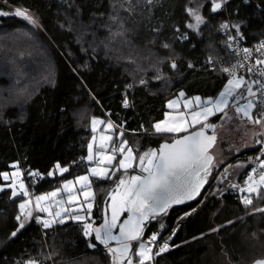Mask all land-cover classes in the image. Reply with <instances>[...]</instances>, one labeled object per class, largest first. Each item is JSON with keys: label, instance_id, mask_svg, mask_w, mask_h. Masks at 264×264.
<instances>
[{"label": "trees", "instance_id": "obj_1", "mask_svg": "<svg viewBox=\"0 0 264 264\" xmlns=\"http://www.w3.org/2000/svg\"><path fill=\"white\" fill-rule=\"evenodd\" d=\"M186 2L161 0L159 6H148L146 0H131V4L128 0H0V11L9 13L0 16V171H12L10 165L20 161L23 179L32 185L33 197L62 186L58 173L55 177L47 176L57 162L70 168L64 174L67 179L86 174L90 166L87 161L81 162L80 157L87 156V144L93 135L90 120L93 116L104 119L105 112L111 113V119L123 128L140 133L128 134L126 138L140 139L141 152L158 148L164 140L151 134V125L164 118L169 100L183 89L196 93L201 74L209 76L208 90L226 81V75L222 74V79L219 70L212 72L205 67L212 51L210 43L219 56H228L220 43L224 37L214 27L204 29L202 36L189 32L188 41H174L173 26L184 31ZM16 7L30 9L38 16L40 26L33 27L16 16ZM130 7L131 14L126 10ZM261 9L264 0H249L247 4L244 0H231L227 10L216 19L245 21L250 43L258 44L262 38L257 40L253 35L264 37ZM114 12L124 24V36L113 35L121 30L119 22L110 20ZM156 28H160L159 35L153 31ZM164 42L171 43L178 66L173 71L167 61L160 65L167 81L156 80L155 69L150 67L157 57L169 55L162 47ZM189 62L194 68L188 67ZM138 66L146 69V74L137 71ZM142 76L147 79V86H139ZM81 81L87 88L80 86ZM133 83L137 86L128 90V96L134 107L125 109V86ZM145 129L150 134L146 135ZM74 160L77 164H73ZM28 169L39 170L43 178H29ZM214 182L210 181L211 191L215 189ZM114 186L112 181L95 182L93 219L97 225L103 222L106 196L102 190L110 192ZM207 191L206 188L204 194ZM237 194H228L224 201L209 196L203 206L194 202L171 208L161 221L166 227L162 236L175 223L178 231L170 242L171 250L158 258L159 264H203L214 254L227 258L231 264H252L260 259L264 221H260L259 214L246 215ZM10 197L11 190L0 192V264H25L29 259L39 264H110L104 246L93 241L97 247L89 248L80 226L72 221L43 229L35 215L11 237L18 227L15 217L21 200ZM254 203L264 207V200ZM192 208H197V212L181 220L182 214ZM230 219L236 221L235 225L227 224ZM221 224L225 227L219 233L210 232L211 227ZM158 230L159 223L152 221L148 235ZM253 232L258 238L252 236ZM250 243H254L251 248Z\"/></svg>", "mask_w": 264, "mask_h": 264}, {"label": "snow or ice", "instance_id": "obj_2", "mask_svg": "<svg viewBox=\"0 0 264 264\" xmlns=\"http://www.w3.org/2000/svg\"><path fill=\"white\" fill-rule=\"evenodd\" d=\"M128 2L131 4V0ZM160 2L161 0H146L148 6H159ZM248 2L249 0H244L245 4ZM230 3L231 0H187L183 7L186 21L184 31L173 26L174 41H188L189 32L202 36L203 30L210 26L224 37L220 43L228 54L227 59L219 56L215 45L210 43L212 51L206 60L207 66H211L213 70L218 68L221 74L226 75V83L219 95L206 100L200 96L188 99L181 91L177 99L167 103V107L175 110V114L165 112L164 119L151 125V134L158 135L164 142L158 148H149L143 152L130 144L126 138V130L122 124L111 119V113L105 119L93 116L90 120L93 135L87 144V156L80 157L81 162L87 161L92 166L86 169V174H77L74 179H67L64 174L69 173L70 168L57 162L47 172L48 177H55L59 173L63 180L62 186L55 191L33 197L30 191L32 185H27L23 179L25 173L21 171L20 161L10 165L12 171H0V192L8 188L11 190L10 199L21 200L18 205L19 213L15 217L18 227L10 234L11 237H15L25 227L33 218L34 212H46L48 219L35 217L43 229H49L53 224L75 222L80 226L82 235L88 239L89 248L97 247L93 241L104 246L110 257V264H155L156 257L169 251L172 246L170 241L178 231V228L172 229L171 235L164 238L162 232L165 226L161 222L163 217L174 205L196 201L197 205L203 206L209 196L222 195L225 190L223 188L216 187L215 191H211V180H216L217 185L227 182L228 188L241 193L239 200L245 214L252 217L259 214L260 221H264V207H256L254 203L256 200H264V39L253 47L241 46L247 39L243 31L246 22L233 21L231 18L216 19L222 16ZM68 6L72 7V4L69 3ZM113 8L115 10V5ZM126 10L130 14L133 11L131 7ZM261 12L264 13V9ZM8 14L0 11V16ZM14 14L33 27L40 26L38 16L28 8L16 7ZM236 14L239 15V9ZM110 20L113 23L119 22L121 29L113 35L124 36V24L119 14L114 12ZM108 27L111 32V26ZM71 30L69 26V31ZM153 31L160 34V28ZM162 47L169 51V55L163 59L157 57L150 67L155 69L156 80L167 81L160 65L167 61L173 71L178 66L171 43L164 42ZM232 60L235 62L232 63ZM251 60L255 62L248 63ZM131 62L135 63V60ZM188 67L194 68V65L189 62ZM137 71L147 72L139 66ZM138 84L147 86L148 81L142 76ZM80 86L87 88L83 81ZM136 86V83L125 86L123 108L134 107L128 90ZM88 92L98 104L91 89ZM180 98H184L182 106ZM213 117L220 123L212 122ZM20 119H24L23 114ZM101 125L104 126L102 129ZM140 127L143 128V125ZM117 134L118 139L115 138ZM145 134H150L147 129ZM237 136L242 142L239 147L232 142V138ZM225 137L229 138V154L240 151L241 147L260 145L259 155L248 158V164L253 166L251 171H245L242 184L228 180L230 176L238 174L240 169H246L247 165L243 162H226L227 158L220 148ZM73 164H77V161L74 160ZM221 167L223 171L214 175ZM134 172L136 174H132ZM27 176L36 181L43 178L39 170L32 169L27 170ZM96 181H112L115 185L110 192L102 190L110 198V203L108 199L104 200L103 222L99 225L93 219L96 200L93 185ZM206 186L208 191L204 194ZM62 192L67 193V199L56 200L59 210L53 211L51 201ZM195 212L197 208H192L180 219ZM237 219L243 220V217ZM152 221L159 223V230L148 235ZM235 223L231 219L227 221L228 225ZM223 227V224L211 227L210 232L219 233ZM252 236L258 238L255 232ZM221 250L223 251V245ZM25 264L39 262L29 259ZM253 264H264V258L256 259Z\"/></svg>", "mask_w": 264, "mask_h": 264}, {"label": "crops", "instance_id": "obj_3", "mask_svg": "<svg viewBox=\"0 0 264 264\" xmlns=\"http://www.w3.org/2000/svg\"><path fill=\"white\" fill-rule=\"evenodd\" d=\"M225 12V11H224ZM245 29V30H244ZM243 29V31L245 32V36L247 37V39H249V41L248 42H246L247 40H245L244 42H246V46H249V47H252V46H254V45H256L257 43H254V42H251L250 43V32H248V29H247V26H246V28H244ZM253 37L254 38H256L257 40H259V39H263L264 37L262 36V37H260V35L259 34H256V35H253ZM208 74H201V76L199 77V81H198V84H199V86H198V90H196L197 92L196 93H191V92H189V91H187L186 89H183V90H181V91H183L184 93H185V97L186 98H188V99H191V98H193V97H195V96H200L202 99H207L208 97H213V98H215V97H217L218 95H219V92L220 91H222L223 90V87H224V84L226 83V81L225 82H222L221 83V85H218V84H215L214 85V88H213V90H208L207 89V87H208V84H209V81H208ZM220 77L223 79V77H222V74L220 75ZM194 79V78H193ZM181 91H179L171 100H174V99H177L178 97H179V93L181 92ZM210 93H212V94H210ZM183 99L184 98H180V104H181V106H182V104H183ZM165 112H170V113H172V114H175V110H173V109H169L168 107H167V104H166V110H165ZM219 115V114H218ZM164 119V118H163ZM212 119V122H215V123H217V124H219L220 123V121L218 120V119H216L215 117H213V118H211ZM138 135H140V134H138ZM138 135H136V136H138ZM155 135V134H154ZM155 136H158V135H155ZM228 137H225V142L223 143V144H221L220 145V148L224 151V155H225V157L227 158V160H226V162L227 163H231V159H233L234 157H236V156H239V155H241V154H243V153H245V152H250V153H252V152H255L256 150H258V148H259V145H255V144H253V146H251V147H247V148H243V147H241L240 148V151H238V152H236V151H233L231 154H229V152H228V148H229V143L227 142L228 141ZM232 142L237 146V147H239L240 145H241V140L239 139V136H237V137H235V138H232ZM249 143H252L251 141H249ZM88 163V162H87ZM232 164V163H231ZM246 165H247V167H246V169H240L239 171H238V174H236L235 176H230L229 178H228V180H230V181H232V182H235V183H238V184H242L243 183V179H242V177H244V174H245V171H251V167L253 166V165H251V164H248V163H245ZM22 171V170H21ZM221 171H223V167H221L220 169H218V172H217V175H218V173L219 172H221ZM136 174V173H135ZM224 187L225 188H223V189H225L224 190V192H223V194L222 195H217V196H215V198L216 199H218V200H221V201H224V198L228 195V194H230V193H232V190L233 189H231V188H228L227 187V182H225V184H224ZM4 190H10V189H8V188H5ZM94 208H95V206H94ZM94 208H93V210H94ZM33 216H35L34 214H33ZM41 219H42V217L41 216H39ZM33 219V218H32ZM31 219V220H32ZM30 220V221H31ZM29 221V222H30ZM28 222V223H29ZM28 223H26V225L28 224ZM56 225V224H55ZM54 226V225H53Z\"/></svg>", "mask_w": 264, "mask_h": 264}, {"label": "rangeland", "instance_id": "obj_4", "mask_svg": "<svg viewBox=\"0 0 264 264\" xmlns=\"http://www.w3.org/2000/svg\"><path fill=\"white\" fill-rule=\"evenodd\" d=\"M105 119V118H104ZM104 126L103 125H101L100 126V128L102 129ZM97 135V137L99 136V132L96 134ZM126 135H128V134H126ZM116 139H118V134H117V136L115 137ZM129 142H130V144H132L134 147H137V148H140V146H141V140L140 139H136V140H134V141H130L129 140ZM260 146V145H259ZM246 153H248V152H245V153H243V154H241V155H239V156H236V157H234L233 159H231L230 161H231V163L232 164H236V163H238V162H243V163H248V161H245V160H240V158L241 157H243ZM250 153V152H249ZM89 166H92V165H89ZM218 172V171H217ZM59 174V173H58ZM214 186H215V189H214V191L216 190V187H220V188H225L224 187V184H220V185H217V182H216V180H215V182H214ZM93 188H94V190H95V183H94V185H93ZM239 193L238 191H234V190H232V193ZM239 197H240V195H241V193H239V194H237ZM60 199H63V200H65L66 201V199H67V193H64V192H62L55 200H53V201H51V205H52V210L53 211H57V210H59V208H58V206L56 205V200H60ZM81 199H83V197L81 196ZM109 203H110V200H109ZM34 215H37V216H41L42 217V219H48L49 217H48V214L46 213V212H34L33 213ZM182 216H184V214H182ZM34 217V216H33ZM155 222H157V221H155ZM53 225H55V224H53ZM177 227V226H176ZM166 228V227H165ZM171 230H168V231H166V233H164V235H166L168 232H170ZM173 239V238H172ZM171 242V241H170ZM171 244V243H170ZM251 244V243H250ZM254 244V243H253ZM253 244H251L250 245V248L251 247H253L254 245ZM259 246H261V245H259ZM258 247V246H257ZM260 248V247H259ZM258 248V249H259ZM171 250V247H170V249H169V251ZM168 252V251H167ZM166 253V252H165ZM164 254V253H163ZM160 257V256H159ZM159 257H157V258H155V264H159V261H158V258ZM253 257V256H252ZM258 257H260V259L261 258H264V247H261L259 250H258ZM227 258H225V257H222L221 255H216V254H214V255H212L211 257H210V259H207V261L206 262H203V264H229L228 262H227V260H226Z\"/></svg>", "mask_w": 264, "mask_h": 264}, {"label": "built area", "instance_id": "obj_5", "mask_svg": "<svg viewBox=\"0 0 264 264\" xmlns=\"http://www.w3.org/2000/svg\"><path fill=\"white\" fill-rule=\"evenodd\" d=\"M241 46H242V47H247V46H245V45H243V44H241ZM231 62L234 63L235 60H232ZM254 62H255L254 60H251V61H249L248 63H254ZM205 67H207V68H208L210 71H212V72L218 70V68H217L216 70H213V68H212L211 66H207L206 63H205ZM108 113H109V112H105V113H104V114H105V118H106V116H107ZM124 129H125V128H124ZM125 130H126V134H130V135H138V134H140V133H137V132H135V131H129V130H127V129H125ZM259 148H260V146H259ZM259 148H258V149H259ZM257 155H259V151H258V150H256L255 152H252V153H246L243 157L240 158V160L248 161V158H249V157H255V156H257ZM176 226H177V223H175V225L173 226L172 229H176ZM172 229H171V230H172ZM169 235H171V231L168 232L166 235H163V237H164V238H167ZM156 258H157V257H156Z\"/></svg>", "mask_w": 264, "mask_h": 264}, {"label": "water", "instance_id": "obj_6", "mask_svg": "<svg viewBox=\"0 0 264 264\" xmlns=\"http://www.w3.org/2000/svg\"><path fill=\"white\" fill-rule=\"evenodd\" d=\"M206 188H207V186H206ZM106 199H108V201L110 200V198H108V197H106ZM194 202H196V201H187V202H185V203H183V204H180V205H174L172 208H174V207L182 208V207H185V206L191 205V204H193ZM113 246H114V242H113ZM252 264H253V263H252Z\"/></svg>", "mask_w": 264, "mask_h": 264}]
</instances>
